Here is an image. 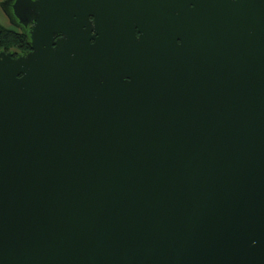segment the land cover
Returning <instances> with one entry per match:
<instances>
[{
    "label": "water",
    "instance_id": "water-1",
    "mask_svg": "<svg viewBox=\"0 0 264 264\" xmlns=\"http://www.w3.org/2000/svg\"><path fill=\"white\" fill-rule=\"evenodd\" d=\"M3 7L0 264H264V0Z\"/></svg>",
    "mask_w": 264,
    "mask_h": 264
},
{
    "label": "trees",
    "instance_id": "trees-1",
    "mask_svg": "<svg viewBox=\"0 0 264 264\" xmlns=\"http://www.w3.org/2000/svg\"><path fill=\"white\" fill-rule=\"evenodd\" d=\"M27 49L25 36L18 29L0 23V50L23 53Z\"/></svg>",
    "mask_w": 264,
    "mask_h": 264
},
{
    "label": "rangeland",
    "instance_id": "rangeland-1",
    "mask_svg": "<svg viewBox=\"0 0 264 264\" xmlns=\"http://www.w3.org/2000/svg\"><path fill=\"white\" fill-rule=\"evenodd\" d=\"M4 0H0V23L6 26H12L11 20L8 18L4 7H3Z\"/></svg>",
    "mask_w": 264,
    "mask_h": 264
},
{
    "label": "flooded vegetation",
    "instance_id": "flooded-vegetation-1",
    "mask_svg": "<svg viewBox=\"0 0 264 264\" xmlns=\"http://www.w3.org/2000/svg\"><path fill=\"white\" fill-rule=\"evenodd\" d=\"M90 18H92V17H90ZM13 27V26H12Z\"/></svg>",
    "mask_w": 264,
    "mask_h": 264
}]
</instances>
